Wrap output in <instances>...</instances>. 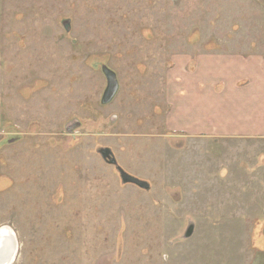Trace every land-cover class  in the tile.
I'll return each instance as SVG.
<instances>
[{
	"label": "rangeland",
	"instance_id": "1",
	"mask_svg": "<svg viewBox=\"0 0 264 264\" xmlns=\"http://www.w3.org/2000/svg\"><path fill=\"white\" fill-rule=\"evenodd\" d=\"M202 49L264 52V0H0L10 264H264V139L161 124L166 72Z\"/></svg>",
	"mask_w": 264,
	"mask_h": 264
},
{
	"label": "crops",
	"instance_id": "2",
	"mask_svg": "<svg viewBox=\"0 0 264 264\" xmlns=\"http://www.w3.org/2000/svg\"><path fill=\"white\" fill-rule=\"evenodd\" d=\"M183 57L164 76L165 135L264 139V52L202 49Z\"/></svg>",
	"mask_w": 264,
	"mask_h": 264
},
{
	"label": "water",
	"instance_id": "3",
	"mask_svg": "<svg viewBox=\"0 0 264 264\" xmlns=\"http://www.w3.org/2000/svg\"><path fill=\"white\" fill-rule=\"evenodd\" d=\"M64 25H65V29L68 30L69 24L67 21L64 22ZM101 71L105 76L106 85L102 92L100 102L101 104H107L114 98L116 92L118 91V82L115 73L106 65H102ZM75 126H77V124L67 128V131L71 132ZM97 151L102 157V159L106 160L108 164H111L115 167L116 171L118 172L121 183L123 184L132 183L144 190L149 189L150 186L148 182L129 174L122 167L118 165L116 158L114 157L112 151L108 147H100L97 149Z\"/></svg>",
	"mask_w": 264,
	"mask_h": 264
},
{
	"label": "bare ground",
	"instance_id": "4",
	"mask_svg": "<svg viewBox=\"0 0 264 264\" xmlns=\"http://www.w3.org/2000/svg\"><path fill=\"white\" fill-rule=\"evenodd\" d=\"M14 231L7 225L0 226V264H10L17 253Z\"/></svg>",
	"mask_w": 264,
	"mask_h": 264
},
{
	"label": "flooded vegetation",
	"instance_id": "5",
	"mask_svg": "<svg viewBox=\"0 0 264 264\" xmlns=\"http://www.w3.org/2000/svg\"><path fill=\"white\" fill-rule=\"evenodd\" d=\"M104 75V74H103ZM105 77V76H104ZM105 83H106V79H105ZM106 85V84H105Z\"/></svg>",
	"mask_w": 264,
	"mask_h": 264
}]
</instances>
